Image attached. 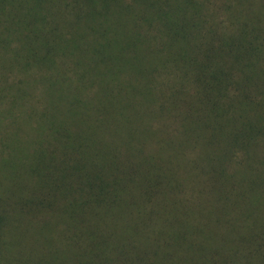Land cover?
Masks as SVG:
<instances>
[{
  "label": "trees",
  "instance_id": "1",
  "mask_svg": "<svg viewBox=\"0 0 264 264\" xmlns=\"http://www.w3.org/2000/svg\"><path fill=\"white\" fill-rule=\"evenodd\" d=\"M0 126L29 264H264V0H0Z\"/></svg>",
  "mask_w": 264,
  "mask_h": 264
},
{
  "label": "rangeland",
  "instance_id": "2",
  "mask_svg": "<svg viewBox=\"0 0 264 264\" xmlns=\"http://www.w3.org/2000/svg\"><path fill=\"white\" fill-rule=\"evenodd\" d=\"M20 133L0 126V160L5 154L10 157L0 161V264H29L38 251L40 217L44 214L38 210L36 194H32L34 142Z\"/></svg>",
  "mask_w": 264,
  "mask_h": 264
}]
</instances>
